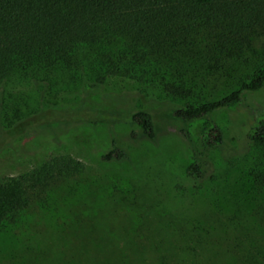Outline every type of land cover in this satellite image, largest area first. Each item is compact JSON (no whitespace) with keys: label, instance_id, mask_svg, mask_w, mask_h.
<instances>
[{"label":"trees","instance_id":"trees-1","mask_svg":"<svg viewBox=\"0 0 264 264\" xmlns=\"http://www.w3.org/2000/svg\"><path fill=\"white\" fill-rule=\"evenodd\" d=\"M213 1L0 0V126L10 130L22 120L21 90L26 87L34 94L56 100L61 93L91 89L119 76L135 81L146 94L179 102L167 114L172 121L183 124L236 106L244 93L261 92L262 40L263 45L250 55L238 51L236 41L230 42V38L220 42L227 45L222 53L226 59H241L247 66L241 79L228 75L229 64L223 59L211 66L206 64L210 43L193 32L208 28L213 20ZM255 1L259 5L249 18H256L258 28L264 30V0ZM257 35L262 39L264 31ZM196 64L204 76L183 78V72ZM222 86L229 91L206 98L207 91ZM128 120L147 139L155 138L154 120L148 111H134ZM253 121L246 132L247 157L256 164L239 171L233 179L225 175L219 183L225 185L222 196L208 193L213 210L202 213L193 209L170 215L163 232H159L181 237L164 239L158 235L153 240L136 234L132 228L135 224L119 226L108 218L114 212L113 206L102 198L86 208L85 215L92 216L86 230L99 238L102 250L123 241L118 255L107 260L109 264H148L149 260L168 264L173 259L174 264H264V197H260L264 192V113H254ZM182 133L189 140L188 132ZM199 145L186 170V176L195 181L204 176L202 153L223 147L224 132L218 125L209 124L200 135ZM101 159L117 163L125 161L127 155L112 144ZM79 169L72 159L53 158L25 174L0 178V251L14 256L16 264H45V259L40 256L36 239H30L31 246L11 245L4 233L25 222L31 207L48 212L49 202L56 201L51 185L71 179ZM241 191L243 197L238 198ZM251 215L254 220L249 218ZM226 225L230 226V238L218 239L216 231ZM29 247V259L25 253L17 257L18 252L29 251ZM201 248L204 251L200 252ZM49 263L91 264L82 254L64 250L53 253Z\"/></svg>","mask_w":264,"mask_h":264},{"label":"rangeland","instance_id":"rangeland-1","mask_svg":"<svg viewBox=\"0 0 264 264\" xmlns=\"http://www.w3.org/2000/svg\"><path fill=\"white\" fill-rule=\"evenodd\" d=\"M258 5L255 0L213 1V20L207 24L208 28L205 31L197 28L193 32L210 43L205 59L207 65L223 59L229 64L230 77L236 80L244 77L247 66L241 59H226V54L222 53L227 45L221 43L230 38V42L236 41L238 51L244 50L246 55L264 44V36L256 37L264 30L258 28L256 18H249ZM242 24L248 30L245 31ZM199 68L198 64L192 66L183 72V78L203 75ZM21 91L22 120L10 130L0 126V178L25 174L53 158L72 159L80 165L79 172L71 179L51 185L56 201L49 202L48 212L41 213L36 206L31 207L25 214V222L4 233L11 245L31 246L30 242L36 239L45 264H51L53 253L62 250L82 254L91 264H109L107 260L118 255L123 241L102 250L99 238L86 230L92 219L85 215L86 208H91L99 198L113 206L114 212L108 216L113 223L122 227L135 224L132 228L137 230L136 234L153 240L159 236L179 238L180 235L172 232L162 233L170 215L193 209L202 213L213 210L208 193L218 192V196H222L225 185L219 186V183L225 175L233 179L239 171L256 164L247 157L246 132L254 123V113H264V89L257 94L244 93L236 106L187 124L168 117L169 109L180 105L179 102L164 101L150 92L146 94L135 81L119 76L108 78L91 89L61 93L56 100L34 94L27 87ZM228 91V87H218L207 91L206 98H216ZM137 110H146L152 115L153 140L130 124L129 114ZM211 123L224 132L225 145L202 153L204 176L195 181L186 176V170L192 162L193 150L200 146V135ZM182 131L188 132L189 140ZM112 144L126 153L125 161H102ZM238 195V198L243 197L242 191ZM95 213L100 214L97 210ZM249 218L254 220L253 215ZM227 228L230 226L216 231V237L230 238ZM208 245L212 242L208 241ZM30 252L31 248L21 250L17 257L25 253V258L29 259ZM16 261L14 256L0 251V264H16ZM148 264L154 263L149 260ZM168 264H174V259Z\"/></svg>","mask_w":264,"mask_h":264}]
</instances>
